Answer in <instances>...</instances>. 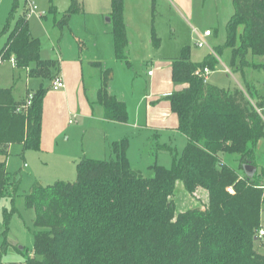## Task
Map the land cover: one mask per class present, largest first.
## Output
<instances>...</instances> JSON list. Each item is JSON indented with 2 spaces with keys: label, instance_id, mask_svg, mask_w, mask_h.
<instances>
[{
  "label": "trees",
  "instance_id": "obj_1",
  "mask_svg": "<svg viewBox=\"0 0 264 264\" xmlns=\"http://www.w3.org/2000/svg\"><path fill=\"white\" fill-rule=\"evenodd\" d=\"M111 1L115 54L130 65L125 0ZM72 2L64 22L73 13L85 12L83 2ZM234 4L227 47L233 53L231 66L239 60L234 69L245 77L247 67L264 70V63L248 60L249 54L264 56V0H234ZM151 37L159 48L161 38L154 24ZM39 45L28 20L22 17L0 59L13 60L18 69H28L35 62V75L49 74L54 64L40 60ZM221 50L215 49L196 62L191 49L185 47L173 61V80L185 87L165 98L189 142L172 168L151 165L149 176L135 170L127 156L129 142L124 139L113 142L109 159L79 160L74 181L34 184L27 194V206L35 211L38 229L34 254L26 264H264V253L257 249L262 238L264 182L256 173L249 177L244 170L245 164H255V149L264 139L263 101H252L250 83L246 90L220 87L197 74L205 67L215 70ZM93 63L103 67L101 62ZM112 79L113 70L103 69L98 102L106 119L127 122L125 101L109 91ZM14 88L0 87V146L21 143L25 149H40L47 91L30 92L31 104L27 106L28 98L16 99ZM0 155L4 156L0 158L1 197L17 190L18 185L9 182L7 149ZM224 155L237 156L242 175L223 161ZM178 180L189 193L197 187L208 191L205 209L176 213L172 196ZM231 187L233 193L228 190ZM9 222L6 214L4 223L8 226Z\"/></svg>",
  "mask_w": 264,
  "mask_h": 264
},
{
  "label": "rangeland",
  "instance_id": "obj_2",
  "mask_svg": "<svg viewBox=\"0 0 264 264\" xmlns=\"http://www.w3.org/2000/svg\"><path fill=\"white\" fill-rule=\"evenodd\" d=\"M35 1L39 12H45L44 16L37 14L28 17L24 0H0V55L17 21L25 17L32 36L39 40L40 60L54 64L49 68V74L35 75V62L28 69H18L11 60L0 61V87L15 86L16 99H26L30 92L40 89L47 91L43 101V126L51 137L47 146L37 150L25 149L21 143L0 146V153L7 149L5 160L9 182L18 185L17 190H10L0 197V264H26L34 254V236L38 228L34 223L35 211L27 206V194L36 182L49 185L59 180L74 181L79 160L84 157L109 159L112 155L110 148L115 141L128 140L130 165L146 176L152 174L150 166L154 164L172 168L188 145V137L182 131L175 136L143 125L137 128L135 119L130 116L126 123L86 118L81 111L82 101H90L89 108L101 105L98 90L102 84L103 69L113 70L110 82L112 90L127 102L130 110L135 108L136 100L147 90L150 82L148 72L155 70L152 60L155 61L157 55L178 58L185 47L191 49L195 60H203L212 50L222 49L221 61L209 78L212 84L233 88L243 80L234 74L239 60L238 64L236 62L234 67L231 66L233 53L227 47L228 23L235 14L234 0H193L190 23L178 15L167 0H156L155 10L152 0H141L139 10L143 17L148 10L146 16L155 22L161 47L156 48L152 43L157 55L149 59L148 52L141 47L140 35H136L126 49L130 65L116 57L113 24L108 20L110 13L98 15L95 9L96 5H104L107 1L111 12V0H79L83 2L85 12L71 14L67 22H64V17L73 4L72 0ZM14 4L17 5L16 10L12 11ZM206 29L211 30L213 35L207 41L205 39L204 46H196L199 35L204 34ZM248 60L264 63V56L249 54ZM93 62H101L103 67ZM61 68L68 80L69 98H62L51 87L52 79L60 73ZM247 73L248 79L254 83V103L261 99L264 111V70L252 68ZM70 119L74 122L70 123ZM56 129L60 130L58 137H55ZM65 155L79 159L70 165L64 162ZM0 158L4 156L0 155ZM236 158V155H224L223 161L239 170ZM254 165L258 167V179L264 182V139L255 149ZM239 171L241 175L244 172ZM208 195L203 187L189 193L183 182L178 180L172 196L176 213L198 207L205 209ZM6 214L10 215L8 226L4 223ZM262 225L264 228V213ZM257 249L264 253V236L259 240Z\"/></svg>",
  "mask_w": 264,
  "mask_h": 264
},
{
  "label": "crops",
  "instance_id": "obj_3",
  "mask_svg": "<svg viewBox=\"0 0 264 264\" xmlns=\"http://www.w3.org/2000/svg\"><path fill=\"white\" fill-rule=\"evenodd\" d=\"M140 1L141 0H125L124 18H125L127 32H128V40H129L128 47L129 45L132 44L131 39L132 38L135 39L136 35H140V38L142 40L141 47L145 49L146 52H148V58L153 59V57H155L153 55L154 54L157 55V53H155V49L153 48L152 40H151L152 26L153 24L155 25V22H153V20H151L149 16L148 17L146 16L147 11H148L147 9L145 11L146 12L145 17H143V15L141 14L142 12L139 10L141 8ZM145 1L147 2L149 0H145ZM167 2L171 5L172 8H174V10L176 11L178 15H180L187 22L190 23V20L192 19V12H193V0H167ZM95 9L99 13L98 15L108 14L110 13L109 12L110 4L107 3L106 1L104 5L102 4L96 5ZM206 30H209V29H206ZM212 35L213 33L210 36H204V34L201 33L199 35V38L204 37V40L206 39L207 41V39L211 37ZM211 52L213 53L214 50H212ZM191 58L193 61H196V62L202 61V60L193 59L194 56H193L192 51H191ZM174 59L175 58H171L167 56L162 57V56L157 55L156 60L155 61L152 60V64L155 65V70L152 71V74H149L148 72L150 82L148 84L147 90L144 94H142L141 97H138V99L136 100L137 102L135 101L136 106L133 110H130V106L127 105V102L123 100L121 96L119 97L118 94L115 93L114 90H112V87L110 84V92L112 94L117 95V97L120 98L121 100L125 101L127 105V109H128V118L130 116V118L133 117L135 119V122L138 125L137 128H140V125H143L144 127H149V129L153 128V129L160 130L164 133L179 136L181 131L178 129V125H179L178 115L175 112H173L170 101L165 98L167 95H170L173 91L180 90L183 87H185L184 84L176 83L173 80L172 66H173ZM70 61L76 62V63L78 62L77 60H70ZM252 68L253 67L245 68L244 70L245 77L242 76L240 71L235 70L234 74H238L243 79L238 82L239 84L237 85V87L243 90H246V83H250V85L254 87V83L251 80H249L247 76L248 69H252ZM59 74L63 77L66 86L63 89L57 90V92L62 98L63 97L69 98V84H68L67 77L64 74L63 68H61V71ZM210 75L208 77V81H209ZM252 101L255 102L254 99ZM89 104H90V101L88 102V100H86L85 102L82 101L81 111L86 116V118H89L92 121L93 120H96V121L106 120L109 122H117V121L108 120L105 118L104 108L102 105H99L100 107L97 106L95 108L94 107L89 108ZM120 123H126V122H120ZM58 133H60V130L56 129L55 137H58ZM49 138L51 137L46 133L44 126H42L41 146H44V145L47 146L48 145L47 141ZM53 141H54V138H53ZM65 156L66 157H64V162L67 164H70V163L74 164L75 163L74 161L79 159L77 158V156L75 157L70 156V155H65Z\"/></svg>",
  "mask_w": 264,
  "mask_h": 264
},
{
  "label": "built area",
  "instance_id": "obj_4",
  "mask_svg": "<svg viewBox=\"0 0 264 264\" xmlns=\"http://www.w3.org/2000/svg\"><path fill=\"white\" fill-rule=\"evenodd\" d=\"M25 1V4H26V7H27V16L28 17H31L32 15H37L39 14L40 16H44L45 15V12H39V7L37 5V2L35 0H24ZM212 34V31L211 30H206L204 32V36H210ZM205 40H204V37H200L199 41L196 43V46L198 47H202L204 46L205 44ZM1 61V59H0ZM12 63L14 64V61L11 60ZM212 72L211 69H209L208 67H205L202 71H198L197 74L200 75L201 77L204 78L205 81H208V77L210 75V73ZM149 74H152V71H149ZM66 84H65V81L63 79V77L58 74L53 80H52V85L51 87L54 89V90H60V89H63L65 88ZM31 98L32 96L30 95V97L28 98L27 100V106H29L31 104ZM73 119L70 120V123H73ZM229 192H233V188H229L228 189ZM264 236V228L260 229L259 231V237H263Z\"/></svg>",
  "mask_w": 264,
  "mask_h": 264
},
{
  "label": "water",
  "instance_id": "obj_5",
  "mask_svg": "<svg viewBox=\"0 0 264 264\" xmlns=\"http://www.w3.org/2000/svg\"><path fill=\"white\" fill-rule=\"evenodd\" d=\"M108 20L110 21V18H108ZM244 170H245V173L249 176V177H252L255 175L256 171H257V166L254 165V164H245L244 165Z\"/></svg>",
  "mask_w": 264,
  "mask_h": 264
}]
</instances>
